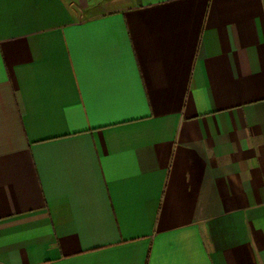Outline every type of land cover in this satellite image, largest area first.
Here are the masks:
<instances>
[{
    "label": "crops",
    "instance_id": "0c3cea01",
    "mask_svg": "<svg viewBox=\"0 0 264 264\" xmlns=\"http://www.w3.org/2000/svg\"><path fill=\"white\" fill-rule=\"evenodd\" d=\"M0 264H264V0H0Z\"/></svg>",
    "mask_w": 264,
    "mask_h": 264
}]
</instances>
